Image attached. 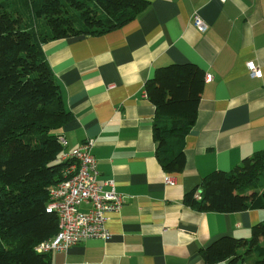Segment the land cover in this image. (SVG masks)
<instances>
[{
    "label": "crops",
    "instance_id": "0c3cea01",
    "mask_svg": "<svg viewBox=\"0 0 264 264\" xmlns=\"http://www.w3.org/2000/svg\"><path fill=\"white\" fill-rule=\"evenodd\" d=\"M146 1L148 8L121 28L43 46L72 114L60 135L70 149L92 141L100 184L108 191L113 181L125 200L108 217L109 241L87 239L54 252L52 264H204L202 248L223 236L249 239L264 222V209L221 214L184 203L211 172L264 153V0ZM195 14L205 32L194 26ZM249 62L261 78L250 75ZM172 64H194L213 77L178 174L156 158L155 107L145 92L156 69Z\"/></svg>",
    "mask_w": 264,
    "mask_h": 264
},
{
    "label": "trees",
    "instance_id": "16d2710c",
    "mask_svg": "<svg viewBox=\"0 0 264 264\" xmlns=\"http://www.w3.org/2000/svg\"><path fill=\"white\" fill-rule=\"evenodd\" d=\"M146 0H0V264H52L38 245L58 234L49 190L65 180L60 129L72 119L43 46L101 36L136 19ZM206 73L194 64L158 68L145 84L155 107L153 136L162 169L186 167L185 140L198 117ZM199 196V199L196 198ZM199 212L264 209V153L213 171L187 193ZM204 264H264V222L251 237L223 236L200 250Z\"/></svg>",
    "mask_w": 264,
    "mask_h": 264
},
{
    "label": "built area",
    "instance_id": "2783aa9c",
    "mask_svg": "<svg viewBox=\"0 0 264 264\" xmlns=\"http://www.w3.org/2000/svg\"><path fill=\"white\" fill-rule=\"evenodd\" d=\"M193 24L200 32L207 30L198 14L193 16ZM247 68L253 78L262 77V71L254 62L247 63ZM212 79V75L207 74L205 82ZM60 143L66 150L61 159L68 161L63 172L65 180L50 188V204L47 207L48 212L57 215L59 230L55 237L38 245L36 251L39 253L67 251L87 239L109 241L112 235L107 227L108 217L120 212L125 201L117 193L113 181L107 182L110 187L108 191L100 184L92 141H85L70 149L68 141L61 136ZM165 182L172 184L174 181L167 176ZM196 198L199 199V196L196 195Z\"/></svg>",
    "mask_w": 264,
    "mask_h": 264
}]
</instances>
